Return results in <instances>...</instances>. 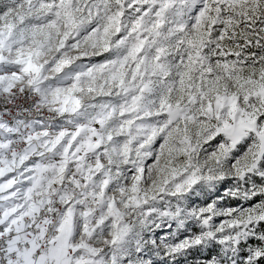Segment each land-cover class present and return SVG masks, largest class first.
<instances>
[{"label": "snow or ice", "instance_id": "6c2138e0", "mask_svg": "<svg viewBox=\"0 0 264 264\" xmlns=\"http://www.w3.org/2000/svg\"><path fill=\"white\" fill-rule=\"evenodd\" d=\"M0 264H264V0H0Z\"/></svg>", "mask_w": 264, "mask_h": 264}]
</instances>
